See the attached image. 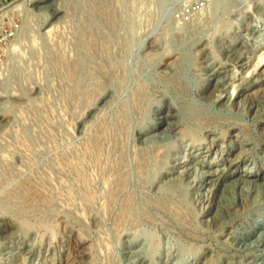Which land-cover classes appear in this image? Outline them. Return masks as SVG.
Wrapping results in <instances>:
<instances>
[{
	"label": "rangeland",
	"instance_id": "1",
	"mask_svg": "<svg viewBox=\"0 0 264 264\" xmlns=\"http://www.w3.org/2000/svg\"><path fill=\"white\" fill-rule=\"evenodd\" d=\"M209 4L0 0V264H264V189L215 187L264 179V0ZM178 63L209 113L151 143Z\"/></svg>",
	"mask_w": 264,
	"mask_h": 264
},
{
	"label": "bare ground",
	"instance_id": "2",
	"mask_svg": "<svg viewBox=\"0 0 264 264\" xmlns=\"http://www.w3.org/2000/svg\"><path fill=\"white\" fill-rule=\"evenodd\" d=\"M238 1L239 0H212V2L209 5L220 6L224 9H229L232 6V4L237 3ZM164 4H165V2H164ZM262 36H264V33L262 34ZM183 53L186 54L185 51ZM187 70H188V66L186 64L184 65L183 63H178V65L175 66L174 70L171 72V74L169 76H167L168 78L165 80V83H167V84L169 83V85L166 84L167 86H165L164 84H162L163 87L160 88V90H161V93H160L161 101L169 100V102L171 103L170 107L168 106L169 107V113H167V115L165 117H163L162 120L158 123L156 121L152 122L149 118L152 125H150V124L144 125L143 128L145 130L146 129L147 130L146 131L144 130L143 135L151 134L155 130V128H157L159 126V123L160 124L164 123L165 125H167V133H163L161 139H159V140L158 139H152L151 143L169 144L171 140L168 139V134H169L168 131L169 130L170 131L175 130L178 127L177 124H179V123L185 125V134L186 135H188L191 138H196L197 137V135H196L197 128L192 123H190L188 118L191 119L192 116H196V115H199L201 113L202 114L209 113L208 108H201V107L195 106L194 104H192L191 102L188 101V100H190L189 89L191 86V82H189L190 79L188 77ZM160 82L163 83V81H160ZM193 88L194 87H192V89ZM190 92H191V89H190ZM183 99L186 100L185 104L183 103ZM158 106H161V105L159 104ZM190 108L196 109V112H192L190 110ZM144 119H145V116H144ZM147 119H148V117H147ZM164 158L166 160V157H164ZM182 158H180V159H182ZM165 164L167 165V160L165 161ZM198 164H202V165L204 164L202 159H201V161H193V162L188 161V160H184V161L182 160V161H179L178 163L176 162L175 165L180 166V167L185 166V171H186L185 175L186 174L188 175L190 173L189 170L194 168ZM189 165L190 166L193 165V167H190ZM229 166L233 167V166H235V163L233 162V163L229 164ZM252 174H255V173L252 171H249L246 175H240L236 171H230V172L228 171L225 174V179H221V177L224 174H221L218 177V179L215 183V187L218 188L221 185L223 187L221 190L222 195L220 196V198L226 197L225 203L223 204V206H225V207L235 206L236 207L240 204V202L237 201V198L239 196L247 195V193L250 192L253 188H255L256 191H260V190L262 191V189H264V179L262 178V176L260 177V175H258V174H255V175L257 178L260 179V181L262 180V183H260V184L250 183L251 181H249L248 178H252ZM205 175H209L210 176L209 179H207L208 176H207V178L204 179ZM214 175H215L214 173L207 170V172L202 175V178H200L199 183L197 184V187H199L200 190L203 189L204 185L202 183L203 182L208 183L210 181L212 182L213 178H211V177ZM193 177H194V175H193ZM221 180L224 182H222ZM252 185H254L253 188H252ZM242 199H243V197L241 198V200ZM214 211H216V208ZM217 211H218V209H217ZM257 223H258L256 226L257 228H263L264 227V219L262 221L257 222Z\"/></svg>",
	"mask_w": 264,
	"mask_h": 264
},
{
	"label": "built area",
	"instance_id": "3",
	"mask_svg": "<svg viewBox=\"0 0 264 264\" xmlns=\"http://www.w3.org/2000/svg\"><path fill=\"white\" fill-rule=\"evenodd\" d=\"M169 13L179 11L178 14L188 15V10L205 9L212 0H163Z\"/></svg>",
	"mask_w": 264,
	"mask_h": 264
}]
</instances>
